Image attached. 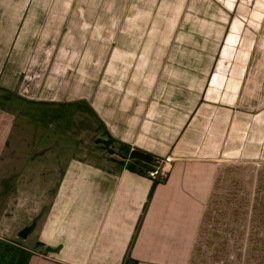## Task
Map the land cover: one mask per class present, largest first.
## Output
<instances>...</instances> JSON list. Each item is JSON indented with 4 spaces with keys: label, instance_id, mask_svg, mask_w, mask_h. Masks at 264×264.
I'll return each mask as SVG.
<instances>
[{
    "label": "crops",
    "instance_id": "0c3cea01",
    "mask_svg": "<svg viewBox=\"0 0 264 264\" xmlns=\"http://www.w3.org/2000/svg\"><path fill=\"white\" fill-rule=\"evenodd\" d=\"M25 102L72 153L0 234L24 264H264V0H0L1 124Z\"/></svg>",
    "mask_w": 264,
    "mask_h": 264
},
{
    "label": "rangeland",
    "instance_id": "374dc122",
    "mask_svg": "<svg viewBox=\"0 0 264 264\" xmlns=\"http://www.w3.org/2000/svg\"><path fill=\"white\" fill-rule=\"evenodd\" d=\"M25 105L20 117L7 118L3 125L0 121V127L3 126L0 128V234L18 246L27 245L18 243L14 235L16 237L18 231L25 234L38 219L32 214L30 200L32 195L38 196L37 190L32 192L33 182H38L34 180L42 179L40 176L59 160L68 162L72 153L67 145L68 136L53 130L52 126L42 127L26 120L24 116L33 118L38 112L34 111V114L28 109L32 104ZM23 261L24 254L20 249L0 242V264H24Z\"/></svg>",
    "mask_w": 264,
    "mask_h": 264
},
{
    "label": "built area",
    "instance_id": "2783aa9c",
    "mask_svg": "<svg viewBox=\"0 0 264 264\" xmlns=\"http://www.w3.org/2000/svg\"><path fill=\"white\" fill-rule=\"evenodd\" d=\"M168 162V159L165 158L164 160H161L156 166L152 167L151 171H148L147 174L150 178L156 179L157 177H162L164 175V166L162 164H165Z\"/></svg>",
    "mask_w": 264,
    "mask_h": 264
}]
</instances>
